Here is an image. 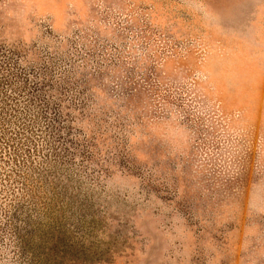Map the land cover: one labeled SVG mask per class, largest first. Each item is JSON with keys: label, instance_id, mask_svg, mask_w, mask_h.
Masks as SVG:
<instances>
[{"label": "clouds", "instance_id": "clouds-1", "mask_svg": "<svg viewBox=\"0 0 264 264\" xmlns=\"http://www.w3.org/2000/svg\"><path fill=\"white\" fill-rule=\"evenodd\" d=\"M0 49L78 120L52 157L108 207L115 264H264V0H0ZM0 264L35 258L16 236Z\"/></svg>", "mask_w": 264, "mask_h": 264}, {"label": "rangeland", "instance_id": "rangeland-1", "mask_svg": "<svg viewBox=\"0 0 264 264\" xmlns=\"http://www.w3.org/2000/svg\"><path fill=\"white\" fill-rule=\"evenodd\" d=\"M77 124L71 114L63 122L42 117L33 93L0 73V245L17 236L35 264H115L123 247L108 207L74 169L73 154L61 147L52 157L57 138L77 139ZM117 264L124 261L117 257Z\"/></svg>", "mask_w": 264, "mask_h": 264}, {"label": "trees", "instance_id": "trees-1", "mask_svg": "<svg viewBox=\"0 0 264 264\" xmlns=\"http://www.w3.org/2000/svg\"><path fill=\"white\" fill-rule=\"evenodd\" d=\"M1 51H2V50H0V52H1ZM2 57H6L4 51L0 53V58H2Z\"/></svg>", "mask_w": 264, "mask_h": 264}]
</instances>
